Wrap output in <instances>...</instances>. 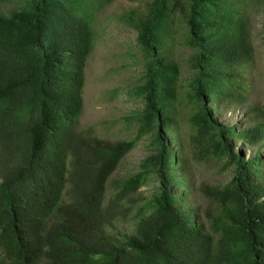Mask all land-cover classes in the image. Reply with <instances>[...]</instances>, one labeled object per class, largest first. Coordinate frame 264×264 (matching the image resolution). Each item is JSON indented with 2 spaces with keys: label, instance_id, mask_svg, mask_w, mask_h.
Masks as SVG:
<instances>
[{
  "label": "trees",
  "instance_id": "obj_1",
  "mask_svg": "<svg viewBox=\"0 0 264 264\" xmlns=\"http://www.w3.org/2000/svg\"><path fill=\"white\" fill-rule=\"evenodd\" d=\"M115 1L22 0L0 13V264H264V106L248 108L245 79L250 0H147L125 15L144 63L133 93L143 108L128 119L136 138L111 143L83 133L79 119L93 12ZM176 26L193 53L188 118L169 57ZM237 103L251 116L247 129L216 116ZM147 136L155 154L136 176L115 180ZM204 161L232 172L226 186L204 188L216 205L206 214L188 181ZM152 175L160 187L138 208Z\"/></svg>",
  "mask_w": 264,
  "mask_h": 264
},
{
  "label": "rangeland",
  "instance_id": "obj_2",
  "mask_svg": "<svg viewBox=\"0 0 264 264\" xmlns=\"http://www.w3.org/2000/svg\"><path fill=\"white\" fill-rule=\"evenodd\" d=\"M22 0H0V13L10 14L18 10ZM248 8L252 33L250 44L253 46L254 59L252 67L246 72L245 79L248 87L247 100L249 107L264 106V0H250ZM147 0H116L112 5L94 10L93 21L96 31L94 49L86 68V82L82 92L83 110L79 119L81 131L87 135L94 134L111 143L131 141L136 138L137 129L128 122L133 112L141 111L143 103L134 96V90L141 85L144 75V63L138 57L137 32L130 30L123 19L126 14L136 11H145ZM174 44H171L169 57L179 66L180 107L184 118L190 115V105L186 98L190 92V83L194 77L189 62L192 52L186 47L180 29ZM220 107L219 102L212 103ZM214 107V108H215ZM224 107V106H223ZM233 107V108H230ZM216 116L224 126L247 129L251 116L247 108L238 105L225 106ZM189 130L185 125L184 135ZM172 135V134H171ZM170 135V136H171ZM153 137L147 136L139 140L135 149L122 161L115 180L136 176L140 166L149 157L155 154ZM171 149L176 151L177 159H181L183 151L178 152L172 142ZM238 152L249 157L244 145L236 147ZM217 161L201 162L190 167L188 181L191 183V202L203 214L215 210V202L205 192V187H223L232 179L231 170L222 169ZM160 184L155 175L150 176L148 183L143 186L136 196L137 207H143L146 201L152 199ZM181 197L182 194H180ZM137 213L138 209L135 208ZM131 224L134 222L131 221ZM132 232V226L125 224L120 227Z\"/></svg>",
  "mask_w": 264,
  "mask_h": 264
}]
</instances>
